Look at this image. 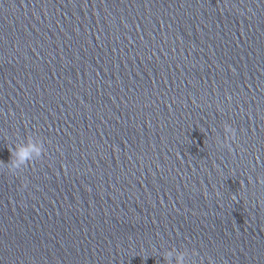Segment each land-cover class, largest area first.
<instances>
[{"label":"clouds","instance_id":"obj_1","mask_svg":"<svg viewBox=\"0 0 264 264\" xmlns=\"http://www.w3.org/2000/svg\"><path fill=\"white\" fill-rule=\"evenodd\" d=\"M226 133L230 134L232 139L235 138V129L232 128L229 124L223 125ZM36 134L29 135L26 139L23 140V143H16L15 147H9L10 151V160L7 163L0 161V171H5L9 175L13 176H22L24 170H26L29 166H31L34 162L41 160V158L46 155L45 149V141L40 144L34 143V137ZM229 137L226 136L224 145L225 147L230 146L227 144V139ZM26 178H23L21 183V188L27 186V183L23 182ZM258 182L260 184H264V176L258 177ZM234 200L235 196L232 197ZM178 255L176 256V264H194L193 261L189 259V252L185 249L184 251H178ZM191 255H195L193 252ZM172 256V250L168 251L165 259H169Z\"/></svg>","mask_w":264,"mask_h":264}]
</instances>
